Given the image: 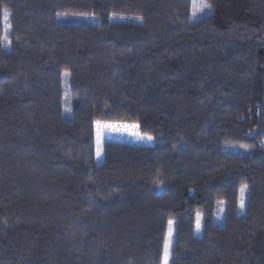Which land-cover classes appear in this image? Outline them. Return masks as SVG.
Masks as SVG:
<instances>
[{"label": "trees", "instance_id": "16d2710c", "mask_svg": "<svg viewBox=\"0 0 264 264\" xmlns=\"http://www.w3.org/2000/svg\"><path fill=\"white\" fill-rule=\"evenodd\" d=\"M203 2L0 0V264H264V0Z\"/></svg>", "mask_w": 264, "mask_h": 264}, {"label": "rangeland", "instance_id": "374dc122", "mask_svg": "<svg viewBox=\"0 0 264 264\" xmlns=\"http://www.w3.org/2000/svg\"><path fill=\"white\" fill-rule=\"evenodd\" d=\"M193 4V16L192 19L196 20L203 15H205L208 10L204 5L203 0H192ZM116 20H124V18L121 17H113ZM89 19H86L88 21ZM66 95V93H65ZM68 112V110H67ZM99 133V138H100V150H101V155L97 157L96 155V150H97V135ZM95 135V160L96 163L101 162L102 160V153H103V144L105 142H116V143H126L134 146H152L154 144L153 138L151 140L148 139L147 135H138V134H131V133H124V132H112V131H96L94 133ZM244 192L242 193L240 200H239V206H238V211L239 214H243L244 212V206L241 208V200H243V205H244ZM223 202H221L217 208H216V217L214 223L217 226H220L223 224ZM198 215V214H197ZM197 215H196V222H195V229H194V234L195 236L199 237L201 235V227L199 231H196V223H197ZM200 217V225H202V215L199 214ZM173 222V221H172ZM169 223H168V228H167V233H166V239L168 238V233H169ZM173 229H174V222L171 225V230H172V236H171V243H170V248H169V257H168V264H169V258H170V252H171V246L173 243ZM165 239V240H166ZM164 260V251H163V257H162V264Z\"/></svg>", "mask_w": 264, "mask_h": 264}, {"label": "snow or ice", "instance_id": "6c2138e0", "mask_svg": "<svg viewBox=\"0 0 264 264\" xmlns=\"http://www.w3.org/2000/svg\"><path fill=\"white\" fill-rule=\"evenodd\" d=\"M207 7V6H206ZM5 16H7V13H5ZM110 128L113 127L112 125H102L100 124V122H97V128ZM132 127H138V125H133ZM149 140H151V137H148ZM100 138H99V133L97 135V150H96V155L97 157H99L101 155V150H100ZM245 191V188L241 189V192L243 193ZM243 200H241V208H243ZM172 221H169V233H168V238L165 240V245H164V260H163V264H168V257H169V248H170V243H171V236H172V230H171V225H172ZM200 217L199 214L197 215V223H196V231L200 230Z\"/></svg>", "mask_w": 264, "mask_h": 264}]
</instances>
